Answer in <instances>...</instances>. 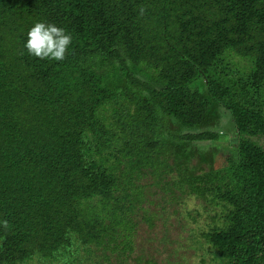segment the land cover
Masks as SVG:
<instances>
[{
  "label": "trees",
  "instance_id": "1",
  "mask_svg": "<svg viewBox=\"0 0 264 264\" xmlns=\"http://www.w3.org/2000/svg\"><path fill=\"white\" fill-rule=\"evenodd\" d=\"M153 187L202 201L198 264H264V0H0V264H122Z\"/></svg>",
  "mask_w": 264,
  "mask_h": 264
},
{
  "label": "rangeland",
  "instance_id": "2",
  "mask_svg": "<svg viewBox=\"0 0 264 264\" xmlns=\"http://www.w3.org/2000/svg\"><path fill=\"white\" fill-rule=\"evenodd\" d=\"M228 146L229 143H226ZM226 147H223L224 152L227 151ZM205 169L208 170L207 167ZM142 182L146 181L142 179ZM151 191H154L152 198L159 197V201L147 203L145 208L157 216L152 223L139 220L134 250L122 264H198L203 259L209 261L212 256L201 240L209 214L203 213L198 222H194L191 217V212L194 215L197 213L196 208H201L199 204L202 201L197 197H184L176 193L184 198L176 201L170 197L160 202L163 194L158 193L159 189L153 187ZM122 260H118V255L113 257L114 264Z\"/></svg>",
  "mask_w": 264,
  "mask_h": 264
},
{
  "label": "clouds",
  "instance_id": "3",
  "mask_svg": "<svg viewBox=\"0 0 264 264\" xmlns=\"http://www.w3.org/2000/svg\"><path fill=\"white\" fill-rule=\"evenodd\" d=\"M144 11L141 7V14ZM71 42L72 36L64 28L55 23L35 22L27 31L24 47L29 55L41 60L63 61ZM3 226L7 227V221H3ZM60 264H65L64 260H61Z\"/></svg>",
  "mask_w": 264,
  "mask_h": 264
}]
</instances>
